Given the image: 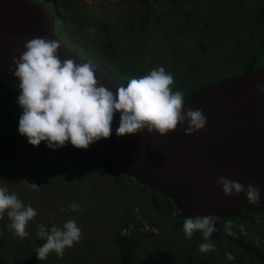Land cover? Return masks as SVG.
<instances>
[{"label": "rangeland", "instance_id": "374dc122", "mask_svg": "<svg viewBox=\"0 0 264 264\" xmlns=\"http://www.w3.org/2000/svg\"><path fill=\"white\" fill-rule=\"evenodd\" d=\"M52 1L61 17L57 23L63 43L119 82L163 67L174 77L173 91H182L187 100L245 72L252 60L256 68L264 67V0ZM18 83L14 75L0 79V186L30 204L37 216L21 240L9 229L5 212L0 264H121L117 237L124 232L133 240L134 264H264V209L244 207L238 214L214 216L223 227L215 225L219 236L209 237L216 250L201 253L203 234L197 231L187 239L183 233L187 216L163 193L129 175L119 172L115 180L102 166L105 156L94 143L86 150L70 142L56 149L43 141L28 143L18 131ZM197 86L202 89L196 91ZM64 152L81 155L82 166L70 164ZM28 182L38 184L40 191H31ZM73 202L82 210H61ZM69 219L82 230L80 241L66 248L63 258L52 252L40 261L35 249L45 241L36 235L38 225L50 230ZM229 220L234 235L225 232ZM245 244L261 256L246 251ZM226 253L235 259L227 260Z\"/></svg>", "mask_w": 264, "mask_h": 264}, {"label": "water", "instance_id": "95a60500", "mask_svg": "<svg viewBox=\"0 0 264 264\" xmlns=\"http://www.w3.org/2000/svg\"><path fill=\"white\" fill-rule=\"evenodd\" d=\"M48 37L60 43L59 58L90 63L99 82L116 92L121 85L94 64L67 49L55 34L54 12L39 0H0V79L13 76V57L24 51L26 41ZM264 67L209 85L184 107L202 109L205 127L185 134L188 126L161 135L148 133L116 135L120 114L112 122V134L94 144L105 158L124 173L157 192L163 193L184 216L237 213L242 207L264 208ZM259 186V206L249 203L245 193L225 196L218 177Z\"/></svg>", "mask_w": 264, "mask_h": 264}, {"label": "clouds", "instance_id": "9594fccd", "mask_svg": "<svg viewBox=\"0 0 264 264\" xmlns=\"http://www.w3.org/2000/svg\"><path fill=\"white\" fill-rule=\"evenodd\" d=\"M90 31L95 32V29ZM60 43L48 37H34L24 44V51L13 57L9 71L18 78V105L22 109L18 131L33 146L42 141L49 148H59L71 143L78 149L88 147L101 138L112 134V122L117 112L120 114L116 135L138 134L143 130L161 135L177 129L179 124L187 123L185 134L205 127L206 117L202 109L184 107V93L173 91L174 77L163 67L151 70L140 78L133 77L126 87L121 85L113 93L97 79L90 63H76L74 59L59 58ZM258 92H264V84L257 85ZM225 196L245 193L249 203L259 206L260 188L253 184L245 186L226 177H218ZM27 187L34 192L40 191L35 182H28ZM62 202V201H61ZM62 211H81L80 205L69 204ZM5 212L11 223L9 229L23 240L29 233L26 228L37 216V211L29 204L25 205L15 192L0 186V219ZM214 215L188 216L183 222V233L191 239L197 231L203 234L205 242L199 245L201 253L215 251V244L209 237L217 231ZM233 221L224 226L225 232L234 235ZM241 231L244 226H239ZM37 237L45 241L35 249L37 258L46 260L55 252L63 258L66 248L78 243L82 230L75 220H67L62 227L43 224L37 227ZM227 260H234L232 253L225 254Z\"/></svg>", "mask_w": 264, "mask_h": 264}, {"label": "trees", "instance_id": "16d2710c", "mask_svg": "<svg viewBox=\"0 0 264 264\" xmlns=\"http://www.w3.org/2000/svg\"><path fill=\"white\" fill-rule=\"evenodd\" d=\"M256 68L255 65L253 64V60L247 65V68L245 69L246 71L247 70H251V69H254ZM237 74H234L233 76H236ZM233 76H230V77H233ZM202 89V86H197L196 87V91ZM195 91V92H196ZM195 94V93H194ZM63 155L65 156V158L67 159V161L72 164V165H76V166H82L83 162H82V159L83 157L81 155H77V154H68L67 152H64ZM102 166L106 168V170L114 176L115 180H116V177L119 175V170L120 169L117 165L111 163L107 158H102V160H100ZM154 204H155V207L161 211L162 210V206L159 204L160 203V199L159 198H154ZM168 207H169V210L172 211L173 209V204L171 202H166V204ZM175 208V207H174ZM264 208H260V210H262ZM163 211V210H162ZM175 214H173V216L175 215H178L179 214H176V212H173ZM176 218V217H174ZM179 222H175L174 224V227L175 228H179ZM123 226H125V224H123ZM180 230V228H179ZM127 232H124V233H120L117 237V243L119 244V247H120V253H119V259H120V262L121 264H134L133 263V250H134V247H133V240L129 237L128 233L126 234ZM218 233H213L212 236H215V237H218L219 235H217ZM254 248V247H252ZM244 249L248 252L251 251V253H253V255L255 256H261V254H259V250L255 251V250H252L251 247H248L246 244L244 246ZM262 259H264V256L262 254V256L260 257ZM236 264V263H235Z\"/></svg>", "mask_w": 264, "mask_h": 264}, {"label": "bare ground", "instance_id": "6f19581e", "mask_svg": "<svg viewBox=\"0 0 264 264\" xmlns=\"http://www.w3.org/2000/svg\"><path fill=\"white\" fill-rule=\"evenodd\" d=\"M39 1H41V2H45V3H47L51 8H52V10H53V12H54V28H55V34L57 35V37L61 40V38L59 37V35H58V33H57V26H58V24H57V20L59 19L60 20V15H59V13H58V7H57V3L55 2V1H52V0H39ZM61 42L63 43V41L61 40ZM63 45L67 48V49H69L64 43H63ZM69 50H71V49H69ZM73 51V50H72ZM73 52H75V51H73ZM75 53H77V54H79L78 52H75ZM79 55H81V54H79ZM82 57H84L83 55H81ZM85 58V57H84ZM85 59H87V58H85ZM88 60V59H87ZM89 62H91L90 60H88ZM92 63V62H91ZM92 64H94L101 72H103L107 77H109V78H111L112 80H114V81H116V82H119V81H117V80H115L114 78H112L104 69H102L101 67H99L97 64H95V63H92ZM119 83H124V84H126L127 82H119ZM242 208H244V207H242ZM241 208V209H242ZM240 209V210H241ZM239 210V211H240ZM238 211V212H239ZM230 214H234V213H229V214H221V215H230ZM214 216H220V215H216V214H214ZM216 223H215V225H217V226H220L219 224H218V222L217 221H215ZM222 229H223V227L222 226H220Z\"/></svg>", "mask_w": 264, "mask_h": 264}, {"label": "flooded vegetation", "instance_id": "af4514ba", "mask_svg": "<svg viewBox=\"0 0 264 264\" xmlns=\"http://www.w3.org/2000/svg\"><path fill=\"white\" fill-rule=\"evenodd\" d=\"M59 20V19H58ZM58 24V23H57ZM57 33H58V35H59V37H62L63 35H62V29L60 28V26L58 25L57 26ZM259 212V211H258ZM239 212H237V213H235V214H238Z\"/></svg>", "mask_w": 264, "mask_h": 264}]
</instances>
